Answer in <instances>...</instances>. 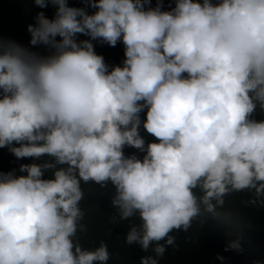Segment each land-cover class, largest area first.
Listing matches in <instances>:
<instances>
[{"label": "clouds", "instance_id": "obj_1", "mask_svg": "<svg viewBox=\"0 0 264 264\" xmlns=\"http://www.w3.org/2000/svg\"><path fill=\"white\" fill-rule=\"evenodd\" d=\"M34 2L55 7L27 26L47 51L0 38V148L33 161L0 171V264H106L103 241L77 238L81 181L110 183L118 218L139 219L129 245L160 256L170 232L210 217L242 251L225 198L264 197V0ZM94 41L122 44V62Z\"/></svg>", "mask_w": 264, "mask_h": 264}, {"label": "water", "instance_id": "obj_2", "mask_svg": "<svg viewBox=\"0 0 264 264\" xmlns=\"http://www.w3.org/2000/svg\"><path fill=\"white\" fill-rule=\"evenodd\" d=\"M76 6H83V0H69ZM153 6L156 0H152ZM164 7L174 4V0H163ZM43 11L51 17L55 7L49 3L47 7L41 8L34 0H0V38L14 40L26 47L33 48L40 52H46L42 45L32 46L29 44L31 34L27 26L35 23V16ZM83 38V37H82ZM95 49L102 54L109 65L120 64L124 58L123 45L118 43L112 47L94 41ZM255 119H264V110L257 106L253 114ZM141 133L147 140L153 139L143 128ZM127 154L138 150L128 147ZM44 159H49L44 157ZM33 162L30 158L17 159L7 148H0V171L7 172L15 170L19 174V167L23 163ZM61 167V165H57ZM46 176H51L52 170H48ZM81 188L84 193L80 201V208L84 213L79 224H83L86 231L78 227L77 238L82 247L94 250L103 241L109 251V260L106 264H142V258L152 256L157 259V264H264V205L257 202L252 203L255 197V190H244L230 193L225 198V208L238 213L241 218V227L238 231L242 234V251L234 249L226 250L229 240L234 239L236 233L225 234L214 226V221L198 218L193 221L187 230H173L169 235L174 237L171 245L165 244L164 240L159 241L165 244V251L157 256L153 242L147 250L139 244L131 245L126 243V236L132 225L139 224L138 218L120 220L117 210L111 201L115 195L114 187L109 183L101 186L94 182L84 183L81 181ZM116 217V219H113ZM201 220H204L201 223ZM166 239V238H165ZM224 257L221 261L218 257Z\"/></svg>", "mask_w": 264, "mask_h": 264}]
</instances>
